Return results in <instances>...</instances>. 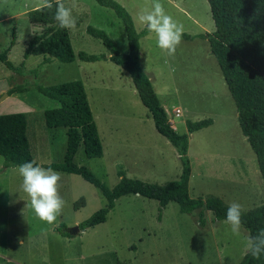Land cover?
Returning a JSON list of instances; mask_svg holds the SVG:
<instances>
[{
	"label": "rangeland",
	"instance_id": "rangeland-1",
	"mask_svg": "<svg viewBox=\"0 0 264 264\" xmlns=\"http://www.w3.org/2000/svg\"><path fill=\"white\" fill-rule=\"evenodd\" d=\"M62 1V0H57ZM131 16L135 30H147L137 19L152 0H115ZM71 7L73 0L62 2ZM165 11L184 26L182 42L174 56L157 46L154 33L139 40L140 66L177 134L188 135L187 157L191 198L218 197L226 205L238 202L243 211L264 205L262 180L255 155L242 135L233 100L226 88L208 41L199 34L214 32L206 0H161ZM40 0H0V54L7 53L14 70L0 62V115L24 113L26 135L33 160L41 166L62 163L66 129L48 128L43 113L55 107L36 86L81 81L102 145V157L88 159L79 146L73 163L87 168L107 188L128 179L163 185L177 180L181 165L175 149L154 128L139 101L129 76L108 59L79 60L78 53L108 56L101 41L86 32L103 30L121 54L128 51L121 21L113 10L95 0H75V29H68L75 54L72 63L48 56L23 58L27 41L43 30L30 23L27 12ZM24 32L23 42L17 32ZM196 36V37H195ZM26 91L7 95L15 87ZM176 111L180 114L175 116ZM211 119L212 124L191 134L186 123ZM61 175L59 192L64 200L53 224L41 221L22 190L16 168H4L0 156V264H239L246 253L244 229L240 236L210 211L182 214L171 202L161 208L154 200L127 195L114 202L106 221L71 238L57 230L78 226L106 199L80 176ZM28 205V206H27ZM21 241L23 243H21Z\"/></svg>",
	"mask_w": 264,
	"mask_h": 264
},
{
	"label": "trees",
	"instance_id": "trees-1",
	"mask_svg": "<svg viewBox=\"0 0 264 264\" xmlns=\"http://www.w3.org/2000/svg\"><path fill=\"white\" fill-rule=\"evenodd\" d=\"M64 1L69 0H52L51 9L40 6L27 12L30 23L42 25L44 28L27 41L23 53L24 59L29 56H48L61 63H72L75 60L68 29L60 28L54 19L56 5ZM95 2L113 10L121 21L128 51L126 54H121L103 30L88 26L87 34L101 41L108 56L79 52L77 55L79 60L96 62L108 59L129 76L139 101L153 121L155 130L175 149L181 165V173L177 180L158 185L128 179L120 172L118 183L111 189L107 188L87 168L73 163L80 145L88 159L100 158L103 154L82 82L70 81L52 86H36L40 94L58 103V107L44 111L46 127L65 128L67 137L63 162L44 167L80 176L85 182L99 189L106 199L105 206L80 223L79 228L85 230L104 223L107 215L114 208V202L127 195H139L154 200L159 204L160 209L173 202L182 214L199 211L201 226L204 225L203 210L210 211L215 220L224 221L228 205L221 199L214 196L195 199L189 196L191 168L187 157L188 135L177 134L171 127L149 77L140 66L139 40L148 31L137 32L129 13L115 0H95ZM206 2L215 29L211 34H199L198 37L208 41L209 51L217 62L233 100L241 133L255 155L264 194V0H206ZM15 40L16 34L13 31L10 48ZM10 48L0 54V62L7 69L14 70L15 67L7 60ZM24 91H26L25 87L18 86L7 95ZM211 124V119L188 121L187 133L191 134ZM26 128L24 113L0 115V156L4 160V168H16L20 164L33 161ZM242 221L248 234L255 235L259 229L264 228V205L243 211ZM57 231L62 236L71 238L63 230ZM239 264H264V256L256 260L251 254L246 253Z\"/></svg>",
	"mask_w": 264,
	"mask_h": 264
},
{
	"label": "clouds",
	"instance_id": "clouds-1",
	"mask_svg": "<svg viewBox=\"0 0 264 264\" xmlns=\"http://www.w3.org/2000/svg\"><path fill=\"white\" fill-rule=\"evenodd\" d=\"M40 6L51 9L52 0H40ZM75 0L71 7L63 3L56 5L54 19L60 28L75 29L76 17L73 15ZM137 21L143 25L149 33L156 36L157 46L166 52L168 56H174L182 42L184 33L183 24L175 21L165 11L161 0H152L150 9H141L136 16ZM42 25L33 26L40 29ZM24 32L18 30L17 39L23 42ZM16 171L22 178V190L30 198V206L35 215L43 222L53 224L57 216L61 214L64 200L59 192L61 175L52 168H45L35 160L16 166ZM28 206V205H27ZM243 206L238 202H231L226 211L223 223L231 228V232L240 236L244 230L242 221ZM21 243H23L21 241ZM244 246L247 253L259 260L264 256V228L258 230L255 235L249 234L244 238Z\"/></svg>",
	"mask_w": 264,
	"mask_h": 264
},
{
	"label": "water",
	"instance_id": "water-1",
	"mask_svg": "<svg viewBox=\"0 0 264 264\" xmlns=\"http://www.w3.org/2000/svg\"><path fill=\"white\" fill-rule=\"evenodd\" d=\"M83 230H81L79 228V226H74L68 230H66V232L70 235V236H74V235H77L79 234L80 232H82Z\"/></svg>",
	"mask_w": 264,
	"mask_h": 264
},
{
	"label": "crops",
	"instance_id": "crops-1",
	"mask_svg": "<svg viewBox=\"0 0 264 264\" xmlns=\"http://www.w3.org/2000/svg\"><path fill=\"white\" fill-rule=\"evenodd\" d=\"M37 8H38V7H37ZM34 9H35V8H34ZM41 95H42V94H41ZM44 97H45V96H44ZM46 98H47V97H46ZM48 99H49V98H48ZM50 100H52V99H50ZM52 101H54V103H55V107H54V108L58 107V103H57V101H55V100H52ZM52 109H53V108H52ZM63 237H64V236H63ZM71 237H72V236H71ZM67 238H69V237H67ZM246 253H247V252H246ZM246 253H245V254H246ZM245 254H244V255H245Z\"/></svg>",
	"mask_w": 264,
	"mask_h": 264
},
{
	"label": "built area",
	"instance_id": "built-area-1",
	"mask_svg": "<svg viewBox=\"0 0 264 264\" xmlns=\"http://www.w3.org/2000/svg\"><path fill=\"white\" fill-rule=\"evenodd\" d=\"M179 114H180V112L179 111H176L175 116L178 117Z\"/></svg>",
	"mask_w": 264,
	"mask_h": 264
}]
</instances>
